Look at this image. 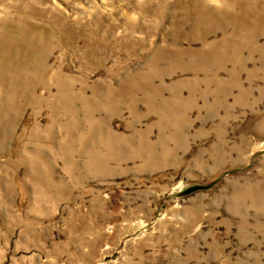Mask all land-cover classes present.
Segmentation results:
<instances>
[{"label":"rangeland","instance_id":"obj_1","mask_svg":"<svg viewBox=\"0 0 264 264\" xmlns=\"http://www.w3.org/2000/svg\"><path fill=\"white\" fill-rule=\"evenodd\" d=\"M0 264H264V0H0Z\"/></svg>","mask_w":264,"mask_h":264}]
</instances>
